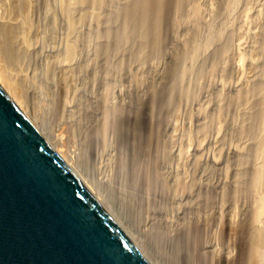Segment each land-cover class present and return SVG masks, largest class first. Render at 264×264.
<instances>
[{
  "label": "bare ground",
  "instance_id": "obj_1",
  "mask_svg": "<svg viewBox=\"0 0 264 264\" xmlns=\"http://www.w3.org/2000/svg\"><path fill=\"white\" fill-rule=\"evenodd\" d=\"M192 1L171 0L170 6L174 12L181 6L185 7L187 9L186 12L184 8L185 13H188L189 16L192 14L190 17L193 18L197 12L195 13L194 6V10L190 7ZM116 3L121 7L119 17L123 18V29L113 36L111 31L113 28L108 26V21H105L104 17L105 15L108 16V11L113 10L111 6H115ZM132 7L137 11L135 16H133V11L131 12ZM162 12L160 3L156 2L150 6L148 1L144 0L131 1V3L129 0H0V75L19 98L25 109L43 127L45 133L50 138H54L55 144L59 145L71 159L78 163L79 169L82 168L83 171L88 173L87 176L94 180V183L93 180L90 181L92 187L96 184L97 189L99 188L103 193L106 191L105 194L108 199L105 200L106 204L108 201L120 212L119 214L124 215V218L132 226V230L155 256L159 264H183L184 261L180 256L181 254H179V246L174 242L176 239L174 236L185 224L187 213L180 215V212L186 210L184 205L187 206V202L191 205L194 214L192 219L196 223L204 221L201 220L206 215L204 209H206V205L210 206V210L207 211L209 212L208 217L212 220L211 231L216 232V181H213V176H215L214 171L218 159L215 155H212L210 159L203 160L206 158L202 157L204 149L201 150L198 145L194 144L192 135L179 129L180 124L177 125L176 122L172 126L169 125L171 128L169 126L166 128L169 122L167 121L166 124L165 119L163 120L165 125L163 131L167 132V135L164 134L165 142L173 143L172 147L170 146V156L176 163H174L176 165L174 166L180 173L179 178L182 177L179 182L183 187V191L187 187L190 190L186 198L173 201L174 206L170 203L172 206L171 209L169 208L171 210L170 214L174 219L172 217L170 220L166 219L167 216H164L165 219H163L165 211L156 208L153 202L154 198L148 196V198L143 199L145 201L143 203L136 201L131 192L126 190V188L128 190L130 188L122 187L123 180L115 179L114 169L117 164L114 158L116 157L115 154L110 153L111 149L107 148V143H103L99 147L93 139L92 142L95 146L92 143L90 144L89 137L94 134L88 133L94 124L90 125L89 123L91 108H95V103H100L99 98L96 96H101L103 91L110 93L108 90L110 88L115 90V88L122 87L123 89L124 87L127 92H124L125 90H122V92L135 101L137 110L141 108V101L144 100V104L147 105H145L147 112L154 109L149 99L152 97L146 95L145 89H143L141 83H138L137 74L130 62L134 57V51L128 50L125 52L121 47L124 45V40L129 31L136 28L138 33H142L146 26L144 25L145 20H151L153 26L150 29L154 30V27L157 29V25L162 23ZM247 15L249 13L246 14V17H248ZM190 17L188 18L190 19ZM42 18H45V22L42 21ZM128 20L131 26L127 25ZM38 28L46 29L44 32L49 33L54 40H58V45L54 47V50L52 49L53 56L49 54L50 51L46 53V56H44V52L41 55L40 47L37 46V42H34L33 36H35L36 29L40 31ZM157 34L155 33V35ZM245 34L251 40L250 51L254 54L259 51L264 53V23L261 24L259 29L246 31ZM140 40H137V42H140ZM142 40L140 43L138 42V45L144 44ZM143 46L145 47H141H147L146 44ZM138 47L141 49L140 46ZM153 47L155 46L153 45ZM153 47H151V50ZM154 49L156 51V47ZM154 51L152 50V53ZM196 51V49L195 52L194 50L189 51L188 40V43L187 41L180 43V49L175 58L178 63H182L188 60L187 58L191 56V53H196ZM262 55L260 58L251 57L249 59L239 56L238 61L234 64V72L240 80L236 83L235 88L228 91L229 95H227L229 96L228 101L236 107L235 116L233 117L236 123L231 125V132L234 135H239V137L251 136V138L249 137L251 139L250 152L252 158L257 160L254 161V166H252L251 176L256 181L260 177L259 174H262L263 170L260 168L264 164V54ZM136 56L138 57V55ZM192 57L190 58L193 60ZM183 63L182 65H185L186 62ZM246 70L254 73L251 78H245ZM82 85L87 89V92H83V88L80 87ZM96 93L98 94L96 95ZM123 93L119 90L118 94L115 95L114 93L113 99L118 102L119 98L120 102L121 100L124 102L125 96ZM129 94L132 96H128ZM106 98L104 99L105 102ZM107 99L109 101V98ZM184 99L183 97L181 101L183 102ZM146 101L149 103H146ZM112 103L114 102L112 101ZM220 103L222 104V102ZM220 103L218 102L217 107L218 117L223 114H221L223 104L221 106ZM106 104L109 105V103H105V107ZM164 105L166 107L167 102ZM105 110L104 112H108V110ZM94 111L96 114L98 113L96 108ZM92 113L94 112L92 111ZM240 116H245V118L243 117L242 121H239ZM160 125L162 126V124ZM95 126L93 127L96 128ZM180 128L182 127L180 126ZM215 131V137L218 139L222 131L219 121L216 123ZM92 133H94L93 129ZM102 140L103 142L107 140L105 133ZM244 147H234L231 150L236 160L242 161L245 159ZM118 173L122 172L118 171ZM126 181L124 183H127ZM180 183L179 187L181 188ZM180 190L182 191V188ZM183 199L186 202L184 204ZM121 200L125 203H122ZM230 203L225 226L231 240L237 238L241 231L245 235L244 239L246 241L242 264H264V230L263 221H261L264 207L250 209L244 206V208H241L244 211H241L242 216L240 217L238 216L240 212L235 200L231 199ZM176 214L177 217H175ZM187 224L189 223L185 224L186 227ZM208 247V245L205 247L204 255L216 256V247ZM209 255L207 258H209ZM229 255L232 254L229 252Z\"/></svg>",
  "mask_w": 264,
  "mask_h": 264
},
{
  "label": "rangeland",
  "instance_id": "obj_2",
  "mask_svg": "<svg viewBox=\"0 0 264 264\" xmlns=\"http://www.w3.org/2000/svg\"><path fill=\"white\" fill-rule=\"evenodd\" d=\"M129 1L131 3V1L136 0ZM144 1H148L150 6L156 2L160 3L163 11L162 23L157 25V29L154 27L153 30L150 29L153 26L151 20H145L144 23H146L144 25L146 26L142 33H138L136 31L138 29L136 28L129 31L124 40L126 44L123 42L124 45L121 48L125 52L128 50L134 51V57L130 62L137 74L138 83H141V86L145 89L146 95L152 97L149 99L154 109L151 112H147V105L144 104V100L141 101V108L137 110L135 101H133V99L131 100L130 97H127L126 94L122 92V90H125L124 87L123 89L122 87L117 88L118 91L116 88L115 90H112L114 88H110L112 91L108 89L111 94L106 91L101 92V96H96L100 100V103H98L99 100L97 101L98 104L95 103V108L98 113L96 114V110L94 111L95 108H91V113H89L91 115L89 116L90 125L93 123V126L96 125V128L92 126L90 131H88L89 134H94L89 137L91 140L90 144L92 143L93 146H95L94 143L96 142L100 147L103 143H107V148H109V150L111 149L110 153L112 152L115 154L116 157L114 158L118 164H116L114 169L115 179L123 180L122 187L126 186L130 188L129 190L126 188V190L131 192L136 201H141V203H143L145 202L143 199L146 197L148 198V196L149 198H154L155 201L153 200V202L156 208L165 211L163 217L167 216L166 219L170 220L172 217L170 209L172 207L171 205L174 204L173 201L176 199L180 200L184 197L186 198L190 190L189 187H187L188 189L185 188L184 192L179 182L182 177L179 178L180 173L176 170V163L170 156L173 143H169V141H166L167 143L165 142L166 139L164 138V134L167 135V132L165 133L163 131L165 127L163 120L165 119L166 124L167 121L169 122L166 128H168L169 125L172 126L175 122L177 125L180 124L178 126L179 129H182L184 133H190V135H192L191 137H193L194 144L198 145L201 150L204 149L202 151V157L206 158L203 160H208L212 155H215L216 159H218V163L214 171L215 176H213V181H216V232L211 231L212 220L208 217L210 206L206 205V209H204L206 215L201 219L204 221L196 223L192 219L194 214L192 213L191 205L187 202V206L189 205L188 208L184 205L186 210L180 212V215H185L187 213L185 215V224L189 223L187 224L189 229L184 224L174 236V238L176 237L174 242L179 246V254H181L180 256L185 264H242L246 241L244 239L245 235L241 231L242 233L240 232L237 238L233 240L230 239L225 226L227 210L231 205V199H234L237 203L236 205L240 212L238 216L240 217L242 216L241 211H244V209L241 208H244V206L250 209L264 207V164L260 168L263 171L262 174H259V180L257 179L256 181V179H252L251 169L256 159L254 160V158H252L253 156H251L250 152L249 145L251 143V136L239 137V135H234L231 132V125L236 123V121L234 122L233 120L236 107L235 105L232 106L231 102L228 101L229 96L227 95H229L228 91L235 88L236 83L240 80L239 76L234 72V64L238 61L239 56L241 55L244 59H249L251 57L260 58L263 56L262 54H264L261 51L255 54L250 51L249 45H251V40L249 36L245 34L246 31L259 29L261 24L264 23V0H193L192 6L190 7H192L191 9L193 10L195 8V13L197 12L193 18L190 17L192 14L189 16L188 13H185V11L187 12L185 7L181 6L182 8L178 7L179 9H176V12L172 11L170 6L171 0ZM116 5L117 3L115 6H111L113 10L108 11V16L105 15L104 17L106 19L105 21H108V26L113 28L111 30L113 36L114 34L120 33L121 29H123V18L119 17L121 7ZM132 11L133 16H135L137 11L134 7L131 8V12ZM248 13L249 15L246 17ZM188 17H190V19ZM43 20L45 22V18H42V21ZM127 22H129V20ZM172 24L174 25L172 26ZM127 25L131 26V23L129 22ZM38 29L40 31L36 29L35 36L33 37L34 42H37V46L41 49V55H43L44 52V56H46V53L50 51L49 54L53 56L52 49L54 50V47L58 45V40H54L49 33L44 32L46 29ZM155 33L158 34L155 35ZM152 34H154L155 37L152 36ZM141 37L145 38L143 39ZM140 39H143L142 41L144 44L141 43L142 45H138L139 41L137 42V40ZM188 40L189 51L191 52V50H194L195 52L196 49L197 54L194 52V54L191 53V56H193L192 58L195 59H193V61L190 58L189 52L190 57L187 59L191 60L183 61L186 63L182 65L184 63H178L175 57L177 56L176 53L179 52L180 43L185 41L188 43ZM145 44L147 47L142 48L145 47L143 46ZM151 44L156 47V51H154L155 47ZM137 45L140 46L141 49H139ZM149 45L151 46L148 47ZM151 47H153L152 50L154 53H152ZM136 52L140 53L137 54ZM136 55H138V57H143H141V59ZM251 73L252 72L249 70H246L244 75L245 78H251L254 74ZM80 87L83 88V92H87V89L83 85ZM84 88L86 91H84ZM119 90H121V93L125 96V100L123 99L124 102L121 100L122 103L118 98V102L121 104L118 103L116 99H113V97L119 93ZM124 92H127V90ZM97 94L98 93H96V95ZM130 95L131 94L128 96ZM106 97L109 98V101ZM183 97L185 98L183 100L184 103L181 101ZM105 98L106 102L104 100ZM112 101L116 103L114 104ZM166 102L167 105L165 107L164 104ZM218 102H222L223 104L222 106L220 103L223 108H221L223 110L221 114H223L219 117L217 116ZM105 103H109V105L106 104L105 107ZM146 103L149 102L146 101ZM98 109L100 110L98 111ZM105 109L108 110V112H104ZM92 111L94 113H92ZM100 112L104 114L101 115L99 114ZM221 117L222 119H220ZM243 117L245 118V116H240L239 121H242ZM218 121L221 123L222 131L219 138L216 139L215 130ZM160 124L164 126L162 127ZM180 126L182 128H180ZM92 129L94 133H92ZM104 133L107 140L103 142L102 137ZM93 139L94 143L92 142ZM234 147H244V160L239 161L234 158L231 152ZM247 149L249 150L246 151ZM75 164L77 165L78 163L75 162ZM80 170L85 173V176L88 175L82 168H80ZM118 171L122 173H118ZM176 177L179 179L177 180ZM87 178L92 182L93 179H91L90 176H87ZM124 181L127 183H124ZM179 183L182 191L180 190ZM93 186V189L96 192L98 191V194L102 192L99 195H101V198L105 201L107 199L105 194L106 191L103 193L102 190L96 188V184ZM184 201L185 199H183V204L186 203ZM122 203L125 202L122 201ZM107 205H109L114 213L132 229V226L124 218V215L122 216L119 214L120 212L110 205L108 201ZM263 214L261 221H263L262 226L264 230ZM165 217L163 219H165ZM175 217H177V214ZM176 219L175 221H177ZM178 232L180 233L178 234ZM207 245L209 247H216V256H210L208 254L209 258H207L208 255H204L205 252L203 253V251L206 250L205 247H207ZM229 252L232 254L231 256ZM153 257L155 258V256Z\"/></svg>",
  "mask_w": 264,
  "mask_h": 264
},
{
  "label": "water",
  "instance_id": "obj_3",
  "mask_svg": "<svg viewBox=\"0 0 264 264\" xmlns=\"http://www.w3.org/2000/svg\"><path fill=\"white\" fill-rule=\"evenodd\" d=\"M0 264H159L1 75Z\"/></svg>",
  "mask_w": 264,
  "mask_h": 264
}]
</instances>
